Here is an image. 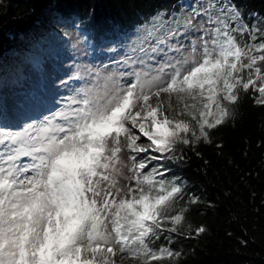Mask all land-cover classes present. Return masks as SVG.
Here are the masks:
<instances>
[{
  "label": "snow or ice",
  "instance_id": "1",
  "mask_svg": "<svg viewBox=\"0 0 264 264\" xmlns=\"http://www.w3.org/2000/svg\"><path fill=\"white\" fill-rule=\"evenodd\" d=\"M90 83L39 122L0 126V264H183L172 245L206 228L185 232L199 197L165 162L210 143L242 94L264 107V28L231 0L158 11Z\"/></svg>",
  "mask_w": 264,
  "mask_h": 264
},
{
  "label": "trees",
  "instance_id": "2",
  "mask_svg": "<svg viewBox=\"0 0 264 264\" xmlns=\"http://www.w3.org/2000/svg\"><path fill=\"white\" fill-rule=\"evenodd\" d=\"M185 1L0 0V84L20 79L22 64L72 51L66 30L94 54L118 50L129 46L152 14L180 15ZM231 2L245 22L264 28V0ZM255 95H241L232 116L212 130L210 143L184 148L182 162H165L169 177L199 197L183 223L185 232L206 228L202 236L172 245L182 250L183 264H264V107L254 103ZM165 243L161 238L155 246Z\"/></svg>",
  "mask_w": 264,
  "mask_h": 264
},
{
  "label": "rangeland",
  "instance_id": "3",
  "mask_svg": "<svg viewBox=\"0 0 264 264\" xmlns=\"http://www.w3.org/2000/svg\"><path fill=\"white\" fill-rule=\"evenodd\" d=\"M196 6L197 0H186L182 3L180 15ZM66 34L74 46L72 51L45 56L41 63L34 65L22 64V80L0 87V126L19 131L23 126L39 122L62 109L77 93L92 86V74L105 65L115 64L117 59H123L128 48V45L118 50L107 47L94 54L79 44L73 30H66ZM242 76L247 79L246 69ZM161 100L167 106L168 97L162 95ZM153 102H156L155 98ZM116 259L119 261L120 257Z\"/></svg>",
  "mask_w": 264,
  "mask_h": 264
},
{
  "label": "clouds",
  "instance_id": "4",
  "mask_svg": "<svg viewBox=\"0 0 264 264\" xmlns=\"http://www.w3.org/2000/svg\"><path fill=\"white\" fill-rule=\"evenodd\" d=\"M44 59H45V58H44ZM37 63H41V62H37ZM35 64H36V63H35ZM32 65H34V64H32ZM22 78H23V75H21L20 79H18V80H22ZM18 80H16L14 83H1V84H0V87H2V86L5 85V84L14 85V84H16V83L18 82ZM2 127H3V125H2Z\"/></svg>",
  "mask_w": 264,
  "mask_h": 264
}]
</instances>
